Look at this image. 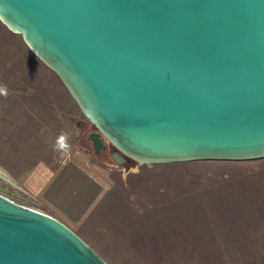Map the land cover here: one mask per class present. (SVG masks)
<instances>
[{"label": "water", "instance_id": "obj_1", "mask_svg": "<svg viewBox=\"0 0 264 264\" xmlns=\"http://www.w3.org/2000/svg\"><path fill=\"white\" fill-rule=\"evenodd\" d=\"M67 86L95 153L147 164L264 159V0H0ZM0 264H109L0 192Z\"/></svg>", "mask_w": 264, "mask_h": 264}, {"label": "rangeland", "instance_id": "obj_2", "mask_svg": "<svg viewBox=\"0 0 264 264\" xmlns=\"http://www.w3.org/2000/svg\"><path fill=\"white\" fill-rule=\"evenodd\" d=\"M0 192L109 264H264V159L142 163L95 153L67 86L0 21ZM68 134L69 150L55 147Z\"/></svg>", "mask_w": 264, "mask_h": 264}, {"label": "clouds", "instance_id": "obj_3", "mask_svg": "<svg viewBox=\"0 0 264 264\" xmlns=\"http://www.w3.org/2000/svg\"><path fill=\"white\" fill-rule=\"evenodd\" d=\"M0 94L3 95H7V90L6 89H2L0 90ZM55 147L57 148V150L61 151V152H65L67 150H69L70 145L68 143V134L67 133H61L55 142Z\"/></svg>", "mask_w": 264, "mask_h": 264}, {"label": "bare ground", "instance_id": "obj_4", "mask_svg": "<svg viewBox=\"0 0 264 264\" xmlns=\"http://www.w3.org/2000/svg\"><path fill=\"white\" fill-rule=\"evenodd\" d=\"M0 172H3V171L0 170Z\"/></svg>", "mask_w": 264, "mask_h": 264}, {"label": "flooded vegetation", "instance_id": "obj_5", "mask_svg": "<svg viewBox=\"0 0 264 264\" xmlns=\"http://www.w3.org/2000/svg\"><path fill=\"white\" fill-rule=\"evenodd\" d=\"M111 158H113L112 155H111Z\"/></svg>", "mask_w": 264, "mask_h": 264}, {"label": "crops", "instance_id": "obj_6", "mask_svg": "<svg viewBox=\"0 0 264 264\" xmlns=\"http://www.w3.org/2000/svg\"><path fill=\"white\" fill-rule=\"evenodd\" d=\"M39 210V209H38Z\"/></svg>", "mask_w": 264, "mask_h": 264}]
</instances>
